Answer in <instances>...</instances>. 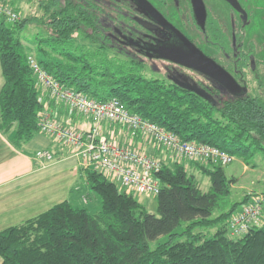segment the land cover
Returning a JSON list of instances; mask_svg holds the SVG:
<instances>
[{"label": "trees", "instance_id": "obj_1", "mask_svg": "<svg viewBox=\"0 0 264 264\" xmlns=\"http://www.w3.org/2000/svg\"><path fill=\"white\" fill-rule=\"evenodd\" d=\"M93 6V0H48L41 17L9 22L0 14V131L16 147L24 148L40 131L43 104L23 33L31 22L43 21L47 33L37 35L33 48L42 66L70 88L98 100L117 96L182 140L207 142L244 157L264 148V96L236 94L214 107L162 77L137 72L131 64L144 62L111 43ZM76 33L97 50L75 45ZM108 48L128 60L111 57ZM195 164L211 180L206 190L181 160H162L156 211L105 173L80 165L75 185L84 176L100 195L101 208L91 212L64 199L1 229V264H264V220L238 237L228 231L229 217L251 194L231 199L236 177L227 175L222 162Z\"/></svg>", "mask_w": 264, "mask_h": 264}, {"label": "flooded vegetation", "instance_id": "obj_2", "mask_svg": "<svg viewBox=\"0 0 264 264\" xmlns=\"http://www.w3.org/2000/svg\"><path fill=\"white\" fill-rule=\"evenodd\" d=\"M93 4L99 27L111 43L160 72L166 82L196 93L214 107L236 94L264 96V0H93ZM180 32L234 77L239 84L235 92L212 75L161 55L167 47L191 51ZM178 81L201 87L209 97Z\"/></svg>", "mask_w": 264, "mask_h": 264}, {"label": "built area", "instance_id": "obj_3", "mask_svg": "<svg viewBox=\"0 0 264 264\" xmlns=\"http://www.w3.org/2000/svg\"><path fill=\"white\" fill-rule=\"evenodd\" d=\"M0 14L7 16L9 22L21 17L9 0H0ZM27 60L36 79L38 100L43 104L39 130L74 148L82 166L105 173L127 191L155 196L161 188L158 173L162 160L147 152L141 139L152 140L190 159H213L222 163L233 160V154L216 145L182 140L176 132L131 111L117 96L98 100L70 88L44 68L34 52L28 53ZM50 99L66 105L68 116L65 120L52 117ZM75 112L89 115L88 125L74 124L72 114ZM105 123L107 128L103 126ZM113 124L126 129L132 139L137 137L138 140L121 142L115 126L111 127ZM33 156L46 163L54 158V153L49 148H39ZM263 202L261 196H254L236 209L228 219L229 234L233 237L243 235L258 219Z\"/></svg>", "mask_w": 264, "mask_h": 264}, {"label": "crops", "instance_id": "obj_4", "mask_svg": "<svg viewBox=\"0 0 264 264\" xmlns=\"http://www.w3.org/2000/svg\"><path fill=\"white\" fill-rule=\"evenodd\" d=\"M3 83L4 75L0 60V90ZM50 111L52 117L57 120L63 121L68 116L66 105L53 99H50ZM72 120L74 124L85 126L91 117L75 112L72 114ZM106 123L103 126L107 128ZM112 126H115L114 131L120 140L125 137L121 142L131 143L133 139L138 140L137 137L132 139L126 129H123L126 133L122 137L124 134L122 127L114 124ZM140 141L151 154L157 155L160 151L165 155L170 154V150L155 142L154 144L142 139ZM39 148H50L54 158L44 165L40 164L33 156L35 150ZM79 167L80 159L73 148L44 132L35 133L24 144V148H18L9 135L0 131V230L21 223L59 201L69 199L72 196V188L77 186L75 184L79 176ZM78 188L77 186L76 189Z\"/></svg>", "mask_w": 264, "mask_h": 264}, {"label": "rangeland", "instance_id": "obj_5", "mask_svg": "<svg viewBox=\"0 0 264 264\" xmlns=\"http://www.w3.org/2000/svg\"><path fill=\"white\" fill-rule=\"evenodd\" d=\"M10 1L12 5L17 10L20 11L21 17L22 16H34V15L41 17L44 14V9H43L44 3H46L48 0H10ZM42 24H43V21L31 22L30 24L27 25V27L24 30L23 41L29 44V46L32 49V51H29V52L36 53V50L33 48V46L35 45V39L37 35L43 36V35H46L47 33L46 31L47 28L43 26ZM75 45H82L85 50H89V51L97 50V45L91 40H89L88 38L84 37L80 33L75 34ZM107 51H108L107 53L111 57L116 56L117 58H123V59L126 58L122 53H115L114 49L112 48L110 49L108 48ZM131 66L135 67L137 72L143 73L144 75H147V76L161 77L162 75L160 72L155 71L152 68H150L149 65H144V63L141 65L132 63ZM121 130L124 132V134H122V137H124L126 130H123V128H121ZM121 130L119 131L121 132ZM124 139L125 137L123 138V140ZM150 142L154 143V141L152 140ZM157 144L162 146L159 143ZM165 148L170 150L167 147ZM146 149H147V152L150 153V150H148L147 147ZM156 156H158L161 160L164 159L165 161L170 162V163L178 159L181 160L185 164L187 170L190 173L195 174L197 181L199 182V184L202 186L203 189L206 190L210 187L211 180L209 176L203 173L199 167H196L197 165L195 164L196 161H201L203 163H206L207 160L190 159L184 155H179L172 150H170V154H167V155H165L164 152L160 151L159 153H157ZM233 156L234 157L231 162L223 163L225 165V171L227 175L236 177V181L232 183V192L230 196L231 199L240 200L243 198V196L246 193H250L251 197L261 196L262 200H264L263 199L264 198V148H258L255 153L247 154L245 157L238 156L236 154L235 155L233 154ZM46 163L40 162V164L42 165ZM78 182H79V188L73 190L71 194L72 196L69 197V200L75 205L87 206L91 212L98 211L101 208L100 195L87 183L84 176L79 177ZM118 185L121 188H123L122 185L120 184ZM127 192L134 193L139 199V201H141L148 210L150 211L157 210V202L153 194L137 193L135 191H127ZM242 204L239 205L237 208H240ZM263 206H264V202H263ZM263 206H262L261 213L258 216V219L255 221V223L260 224L264 220V207Z\"/></svg>", "mask_w": 264, "mask_h": 264}, {"label": "water", "instance_id": "obj_6", "mask_svg": "<svg viewBox=\"0 0 264 264\" xmlns=\"http://www.w3.org/2000/svg\"><path fill=\"white\" fill-rule=\"evenodd\" d=\"M181 38L184 40L185 44L189 48H191V51L185 52L180 47H167L161 50V55L186 66L197 68L208 75H212L221 83H223L231 92H235L237 90L239 84L226 69H224L211 59H207L203 55L201 50L195 47L192 43L190 44L188 39L182 33ZM192 45L197 49V51L193 48ZM196 52H199V55H196ZM178 82L182 83L184 86L197 92L203 97H209L208 93L201 87L193 84H187L181 81Z\"/></svg>", "mask_w": 264, "mask_h": 264}]
</instances>
